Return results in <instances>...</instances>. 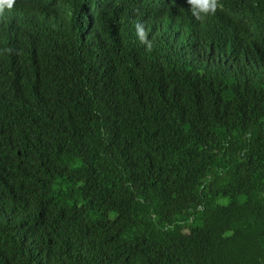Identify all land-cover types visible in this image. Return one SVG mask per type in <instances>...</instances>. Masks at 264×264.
I'll list each match as a JSON object with an SVG mask.
<instances>
[{"label": "trees", "instance_id": "obj_1", "mask_svg": "<svg viewBox=\"0 0 264 264\" xmlns=\"http://www.w3.org/2000/svg\"><path fill=\"white\" fill-rule=\"evenodd\" d=\"M0 264H264V0L0 11Z\"/></svg>", "mask_w": 264, "mask_h": 264}, {"label": "clouds", "instance_id": "obj_2", "mask_svg": "<svg viewBox=\"0 0 264 264\" xmlns=\"http://www.w3.org/2000/svg\"><path fill=\"white\" fill-rule=\"evenodd\" d=\"M14 2L15 0H0V11H3L5 8L11 9ZM186 2L190 6L192 15L197 19L214 14L218 5V0H186ZM135 32L137 39L144 44L146 48L150 49L151 41L148 39V33L142 23H137L135 25Z\"/></svg>", "mask_w": 264, "mask_h": 264}, {"label": "rangeland", "instance_id": "obj_3", "mask_svg": "<svg viewBox=\"0 0 264 264\" xmlns=\"http://www.w3.org/2000/svg\"><path fill=\"white\" fill-rule=\"evenodd\" d=\"M222 202H224V200H222Z\"/></svg>", "mask_w": 264, "mask_h": 264}]
</instances>
